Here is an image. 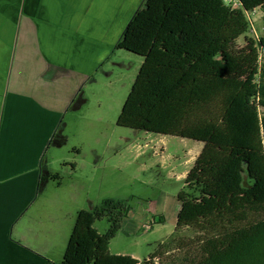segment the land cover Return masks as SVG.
I'll use <instances>...</instances> for the list:
<instances>
[{"label": "trees", "instance_id": "16d2710c", "mask_svg": "<svg viewBox=\"0 0 264 264\" xmlns=\"http://www.w3.org/2000/svg\"><path fill=\"white\" fill-rule=\"evenodd\" d=\"M241 4L144 0L116 45L143 58L118 125L203 144L178 195L175 228L198 237L166 264H264V36L247 38L246 14L264 13V0ZM65 142L55 133L49 144ZM130 211L115 199L81 211L61 264H140L110 250ZM103 219L105 234L95 228Z\"/></svg>", "mask_w": 264, "mask_h": 264}, {"label": "rangeland", "instance_id": "374dc122", "mask_svg": "<svg viewBox=\"0 0 264 264\" xmlns=\"http://www.w3.org/2000/svg\"><path fill=\"white\" fill-rule=\"evenodd\" d=\"M143 1L129 0L122 5V12L115 13L111 31L104 38L108 46L100 45L105 32L97 33L90 67L80 65L91 72L74 85L73 101L62 107L54 131H60L66 142L62 147L48 144L37 168L39 177L51 179L40 184L39 178L32 195V177L23 179L30 184L17 189L16 196L11 190L7 193L0 189V215L18 198L31 199L13 221L14 228H10L11 234L24 236L33 252L22 254L24 264H61L78 214L101 208L107 199L127 200L131 208L111 241L113 254L133 255L140 264H166L178 260L182 251H192L191 243L198 235L186 229L175 232L181 207L177 198L203 144L118 125L143 58L115 46ZM249 19L253 30L247 38L258 41L264 36V13L258 10ZM236 45L245 46L246 38L241 37ZM108 48L112 49L107 54ZM33 67L26 78L29 81L39 75ZM65 89L59 83L54 91L59 95ZM46 105L52 106L50 101ZM47 114L45 109L33 107L26 121L30 125H49ZM95 228L105 234L110 223L99 220ZM182 243L190 244L183 250ZM161 251L163 255L157 256ZM154 255L158 258L150 259Z\"/></svg>", "mask_w": 264, "mask_h": 264}, {"label": "crops", "instance_id": "0c3cea01", "mask_svg": "<svg viewBox=\"0 0 264 264\" xmlns=\"http://www.w3.org/2000/svg\"><path fill=\"white\" fill-rule=\"evenodd\" d=\"M127 1L0 0V189L16 196L17 189L30 184L23 179L32 177V195L40 178L39 161L55 133L61 109L73 99L74 85L91 72L80 65L90 67L97 33L105 32L100 45L108 46L104 38L111 31L113 16L122 12ZM32 66L39 75L29 81ZM59 83L66 89L57 95ZM48 101L52 106L46 105ZM33 107L50 113L49 125L26 121ZM17 200L0 215V264H24L22 254L32 252L23 235L10 232L15 218L31 203L28 197Z\"/></svg>", "mask_w": 264, "mask_h": 264}, {"label": "built area", "instance_id": "2783aa9c", "mask_svg": "<svg viewBox=\"0 0 264 264\" xmlns=\"http://www.w3.org/2000/svg\"><path fill=\"white\" fill-rule=\"evenodd\" d=\"M222 2H223L227 7H230V8L233 9V10H239V9H241V7H242L241 0H222ZM257 11H258V10H255V11H253L252 13H246V14H247V17H248V20H249V23H250L251 30H253V24H252V22H250L249 17L254 16V14H255ZM151 222H153V219L150 221V223H151ZM146 225H148V224H146Z\"/></svg>", "mask_w": 264, "mask_h": 264}, {"label": "flooded vegetation", "instance_id": "af4514ba", "mask_svg": "<svg viewBox=\"0 0 264 264\" xmlns=\"http://www.w3.org/2000/svg\"><path fill=\"white\" fill-rule=\"evenodd\" d=\"M115 49H117L116 46H115ZM58 133H60V131H59ZM49 177H50V176H49Z\"/></svg>", "mask_w": 264, "mask_h": 264}]
</instances>
